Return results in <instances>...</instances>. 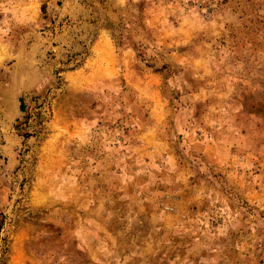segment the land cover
Instances as JSON below:
<instances>
[{
  "label": "rangeland",
  "instance_id": "374dc122",
  "mask_svg": "<svg viewBox=\"0 0 264 264\" xmlns=\"http://www.w3.org/2000/svg\"><path fill=\"white\" fill-rule=\"evenodd\" d=\"M0 264H264V0H0Z\"/></svg>",
  "mask_w": 264,
  "mask_h": 264
}]
</instances>
